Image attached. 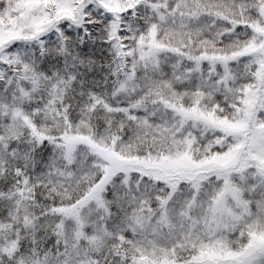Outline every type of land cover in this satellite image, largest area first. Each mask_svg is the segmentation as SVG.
Returning a JSON list of instances; mask_svg holds the SVG:
<instances>
[{"label": "snow or ice", "instance_id": "6c2138e0", "mask_svg": "<svg viewBox=\"0 0 264 264\" xmlns=\"http://www.w3.org/2000/svg\"><path fill=\"white\" fill-rule=\"evenodd\" d=\"M0 264H264V0H0Z\"/></svg>", "mask_w": 264, "mask_h": 264}]
</instances>
